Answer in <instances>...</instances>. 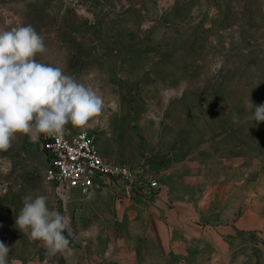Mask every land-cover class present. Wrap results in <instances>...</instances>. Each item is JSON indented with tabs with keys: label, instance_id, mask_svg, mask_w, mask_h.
Here are the masks:
<instances>
[{
	"label": "rangeland",
	"instance_id": "rangeland-1",
	"mask_svg": "<svg viewBox=\"0 0 264 264\" xmlns=\"http://www.w3.org/2000/svg\"><path fill=\"white\" fill-rule=\"evenodd\" d=\"M21 25L44 37L37 60L103 95L99 122L66 128L93 136L133 181L57 187L40 138L18 135L0 151L9 264H115L125 244L146 264H264V122L248 107L264 104V0H0V30ZM25 195L65 217L62 253L16 225ZM142 213L159 221L145 240Z\"/></svg>",
	"mask_w": 264,
	"mask_h": 264
},
{
	"label": "clouds",
	"instance_id": "clouds-1",
	"mask_svg": "<svg viewBox=\"0 0 264 264\" xmlns=\"http://www.w3.org/2000/svg\"><path fill=\"white\" fill-rule=\"evenodd\" d=\"M46 51L44 37L31 25L0 30V151L8 150L18 135L34 142L41 135L59 139L67 125L87 127L103 115L105 99L99 90L65 74L61 67L36 59ZM253 106L252 119L264 122V104L250 101L249 109ZM47 200L45 195L23 196L16 225L55 256L69 240L64 235L65 217L50 209ZM10 251L0 241V264H9Z\"/></svg>",
	"mask_w": 264,
	"mask_h": 264
},
{
	"label": "built area",
	"instance_id": "built-area-1",
	"mask_svg": "<svg viewBox=\"0 0 264 264\" xmlns=\"http://www.w3.org/2000/svg\"><path fill=\"white\" fill-rule=\"evenodd\" d=\"M40 145L47 164L45 177L57 187L88 194L112 192L133 181L129 168L110 163L86 131L65 128L59 139L41 135ZM158 188L157 179L148 180L147 190Z\"/></svg>",
	"mask_w": 264,
	"mask_h": 264
},
{
	"label": "crops",
	"instance_id": "crops-1",
	"mask_svg": "<svg viewBox=\"0 0 264 264\" xmlns=\"http://www.w3.org/2000/svg\"><path fill=\"white\" fill-rule=\"evenodd\" d=\"M159 212H160V209H159ZM164 213L167 215V209L164 210ZM256 213V216L258 215L257 212ZM142 216H145L147 219H145L143 222H144V225H143V230L138 234V236L142 237L143 240H145V237H148L150 235L151 237V222L153 220H156V219H149V215L147 213H142ZM248 211L243 215L241 216V218L239 219V223L240 224H243L245 222V220H248ZM169 221H172L171 219H167ZM258 221V220H257ZM156 222L158 223L159 221L156 220ZM154 227V231H153V235L155 238H157L159 240V243L160 244H164L166 243L165 242V235L164 234H161L159 235V233L155 230V225H153ZM126 238V237H125ZM126 239H123V241H125ZM118 258H117V262L115 264H146V263H141L138 259V256L135 252V250H133V246H128L127 244L123 245V247L121 248V251L118 252Z\"/></svg>",
	"mask_w": 264,
	"mask_h": 264
}]
</instances>
